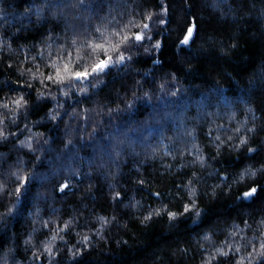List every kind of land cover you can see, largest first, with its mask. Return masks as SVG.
<instances>
[{
  "label": "clouds",
  "instance_id": "obj_1",
  "mask_svg": "<svg viewBox=\"0 0 264 264\" xmlns=\"http://www.w3.org/2000/svg\"><path fill=\"white\" fill-rule=\"evenodd\" d=\"M0 264H264V0H0Z\"/></svg>",
  "mask_w": 264,
  "mask_h": 264
}]
</instances>
